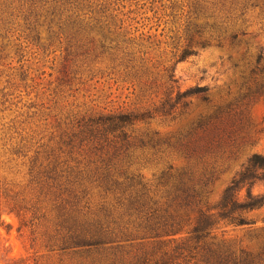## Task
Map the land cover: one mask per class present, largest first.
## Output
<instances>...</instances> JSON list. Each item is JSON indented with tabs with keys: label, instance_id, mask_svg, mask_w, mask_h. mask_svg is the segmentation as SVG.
<instances>
[{
	"label": "rangeland",
	"instance_id": "374dc122",
	"mask_svg": "<svg viewBox=\"0 0 264 264\" xmlns=\"http://www.w3.org/2000/svg\"><path fill=\"white\" fill-rule=\"evenodd\" d=\"M197 1L83 0L86 9L109 10L106 15L121 27L118 35L126 44L121 43L120 52L97 50L76 58L67 56L64 40L60 43L22 18L14 16L0 26V264H78L79 255L62 250L57 230L70 196L66 191L77 193L86 211L114 203L97 182L99 158L85 147L69 145L84 116L149 115L135 131L153 136L163 147L159 152L137 149L131 170L141 173L153 191L170 167L212 172L209 206L218 203L249 158L264 155V89L261 96L258 88L248 89L250 70L241 60L248 49L254 57L264 52V10H246L236 29L245 33L239 48L219 47L212 40L206 47L194 45V54L179 61L194 24L210 39L207 26L213 21L195 20ZM171 68L181 93L205 88L206 94L186 97L172 109L166 106ZM259 70L263 82L264 61ZM208 118H214L216 131L205 132ZM199 124L194 138L215 144L208 153L191 155L179 140ZM263 184L255 192L264 193ZM249 218L252 226L220 223L217 241L254 251L264 239V208ZM145 245L133 244L127 251H156Z\"/></svg>",
	"mask_w": 264,
	"mask_h": 264
},
{
	"label": "trees",
	"instance_id": "16d2710c",
	"mask_svg": "<svg viewBox=\"0 0 264 264\" xmlns=\"http://www.w3.org/2000/svg\"><path fill=\"white\" fill-rule=\"evenodd\" d=\"M196 6V21L200 17L213 21L207 26L210 39H204L202 27L194 24L195 31L189 34L179 61L194 54V45L206 47L212 40L219 47L227 43L232 50L239 48L245 36L236 30L239 22L249 7L264 10V0H200ZM107 12L105 8L97 12L91 6L86 9L83 0H0V26L9 24L14 16L22 18L60 43L64 40L68 57L97 50L101 54L110 50L120 52L121 43L126 42L120 41L121 27L117 28L114 17L107 16ZM79 51L83 53L80 55ZM241 60L250 70L248 89L258 88L257 94L263 95L259 66L264 52L259 50L254 57L248 49ZM129 61L132 63V59ZM171 70H167L165 81L166 106L172 109L186 97L206 94L205 88L181 93L175 71ZM175 90L177 98L173 100ZM215 117H219L218 113ZM147 118L150 116L115 112L84 116L78 121L69 145L85 147L87 154L99 158L102 166L97 182L106 194L113 196L114 203L106 201L98 212L86 211L80 206L77 193L71 196L66 191L70 196L64 201L57 224L62 250L79 255L78 264H264V239L250 251L217 241L215 236L220 223L252 226L249 214L264 208V193L255 192L264 183V155L249 158L213 206L207 204L214 182L212 172L198 173L191 167L173 171L170 167L162 173L158 190L153 191L144 183L141 173L131 170L137 149L159 152L163 147L153 136H140L135 131L136 125ZM213 119L204 122L205 132L211 127L217 130ZM198 127L200 124L192 126L179 140L181 148L191 155L208 153L215 144L210 139L196 140L193 134ZM133 244H151L156 251L131 254L127 249Z\"/></svg>",
	"mask_w": 264,
	"mask_h": 264
}]
</instances>
